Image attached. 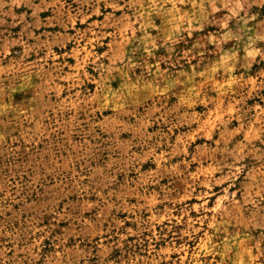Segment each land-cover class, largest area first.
I'll use <instances>...</instances> for the list:
<instances>
[{"label": "rangeland", "instance_id": "obj_1", "mask_svg": "<svg viewBox=\"0 0 264 264\" xmlns=\"http://www.w3.org/2000/svg\"><path fill=\"white\" fill-rule=\"evenodd\" d=\"M0 264H264V0H0Z\"/></svg>", "mask_w": 264, "mask_h": 264}]
</instances>
